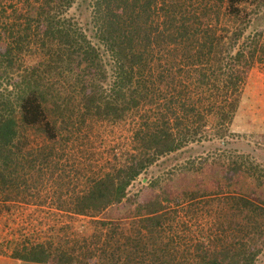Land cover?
<instances>
[{"label": "trees", "instance_id": "trees-1", "mask_svg": "<svg viewBox=\"0 0 264 264\" xmlns=\"http://www.w3.org/2000/svg\"><path fill=\"white\" fill-rule=\"evenodd\" d=\"M77 1L22 0L0 24V197L31 194L28 183L79 123L130 120L124 158L89 176L66 209L93 215L123 198L157 155L223 141L242 80L264 56V40L245 34L264 0H83L80 20L67 13ZM193 203L124 228L99 221L76 247L33 241L12 254L60 264H255L264 200L214 211L207 232L184 219L199 216Z\"/></svg>", "mask_w": 264, "mask_h": 264}, {"label": "rangeland", "instance_id": "rangeland-1", "mask_svg": "<svg viewBox=\"0 0 264 264\" xmlns=\"http://www.w3.org/2000/svg\"><path fill=\"white\" fill-rule=\"evenodd\" d=\"M21 1L7 0L11 5H5V15L0 12V24L15 19L11 6L21 7ZM87 12V3L78 0L67 13L79 19ZM259 31L261 35L257 34ZM245 32L264 40V4L251 16ZM229 130L223 141L218 138L192 141L174 152L157 155L130 180L123 198L89 215L66 209L75 206L72 199L85 188L89 176L102 173L100 170L110 163L118 164L124 158L130 147L131 125L126 120L81 122L65 141L53 147V153L47 157L49 164L39 167L36 173L38 179L27 182L31 194L18 193L12 197L15 200L0 202L1 220L8 218L6 206L11 205L8 209L15 210L14 221L20 224L18 233H13L18 243L29 244L33 242L29 240H34L51 243L52 249H57V245L79 246L82 235L89 238L99 231V221H112L117 229L124 228L158 212L162 215L165 208L193 201L199 216L186 214L184 219L188 218L187 224L192 229L202 227L207 232L213 225L214 211L236 205L243 198L264 200V56L242 80L240 102ZM5 231L6 227H0L1 238ZM2 260L8 264H60L52 260L37 263ZM255 264H264V251Z\"/></svg>", "mask_w": 264, "mask_h": 264}, {"label": "crops", "instance_id": "crops-1", "mask_svg": "<svg viewBox=\"0 0 264 264\" xmlns=\"http://www.w3.org/2000/svg\"><path fill=\"white\" fill-rule=\"evenodd\" d=\"M121 121H125V120H121ZM126 121H128L130 124V120H126ZM104 122H107V121H104ZM110 122H114V121H110ZM3 200L13 201L15 199H13V198L6 199L4 197H0V202ZM9 206H11V205L6 206L7 210H9V211H6L8 214V216H7L8 218L4 219L3 221L1 220V217H2L1 214L3 213V211H0V227H6V231L4 233L5 236L2 235V236H4V237H2L3 239L0 236V264H4V263L8 262V261H3L2 260L3 258L14 259L15 261L21 260L18 257H14L12 254L13 247L16 246L18 241H19V239L17 237L16 238L13 237V233H15V234L18 233L20 224H18L19 221H17V222L14 221V220H16V219H14L16 212L11 207H10V209H8ZM29 241H34V240H29ZM4 243L6 244V246ZM7 246H9V247H7ZM28 262H31V261H28ZM33 262H35V261H33Z\"/></svg>", "mask_w": 264, "mask_h": 264}]
</instances>
